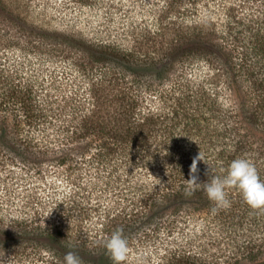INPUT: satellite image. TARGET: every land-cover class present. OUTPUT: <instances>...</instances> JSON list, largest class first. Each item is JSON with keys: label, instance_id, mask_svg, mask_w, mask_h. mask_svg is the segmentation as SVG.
Segmentation results:
<instances>
[{"label": "trees", "instance_id": "trees-1", "mask_svg": "<svg viewBox=\"0 0 264 264\" xmlns=\"http://www.w3.org/2000/svg\"><path fill=\"white\" fill-rule=\"evenodd\" d=\"M261 21L238 35L181 34L157 54L100 40L131 77L97 67L88 96L58 83L52 114L40 112L42 86L33 89L40 68L0 62V163L18 162L42 191L24 197L19 224L0 216V264H63L70 250L84 264H113L102 241L117 228L129 242L125 264H264V211L236 188L226 189L230 207L215 212L203 191L185 194L200 151L215 175L244 157L264 181ZM26 45L40 61V39ZM207 167L199 162L200 182ZM147 243L150 261L144 248L134 254Z\"/></svg>", "mask_w": 264, "mask_h": 264}, {"label": "rangeland", "instance_id": "rangeland-1", "mask_svg": "<svg viewBox=\"0 0 264 264\" xmlns=\"http://www.w3.org/2000/svg\"><path fill=\"white\" fill-rule=\"evenodd\" d=\"M263 1L0 0V62L11 64L19 61V67L38 66L42 74L33 89L39 91L42 86L38 92L43 106L40 112L52 114L59 111V100L55 99L59 98L61 92L57 90L58 83L77 90L81 85L82 89L85 87L88 90L85 94L88 96L89 88L100 81L99 74L94 73L97 67L98 71L106 70L109 74L117 72L124 78L131 77L130 72L121 69V64L108 52H102L98 45L100 40L114 41L130 53L157 54L166 50L167 42L181 34L206 33L218 38L249 33L243 29L248 22L256 30L262 25ZM134 37L140 44L134 42ZM32 38L41 41L40 61L35 53L26 49L27 41ZM52 69L67 72L64 74L74 81L73 84H68L64 75L49 76ZM42 166L48 169L46 165ZM31 178L16 161L7 162L5 166L0 163V216L4 226L15 219L19 224L20 209H26L23 207L25 196L41 194L39 181ZM33 210L35 208H29L31 213ZM143 248L146 261L155 257L151 243L139 246L134 254L138 256L140 253L137 252ZM1 259L2 264H14L10 259Z\"/></svg>", "mask_w": 264, "mask_h": 264}, {"label": "clouds", "instance_id": "clouds-1", "mask_svg": "<svg viewBox=\"0 0 264 264\" xmlns=\"http://www.w3.org/2000/svg\"><path fill=\"white\" fill-rule=\"evenodd\" d=\"M201 161L208 166L205 169V175L209 179L204 182H200L199 179L198 164ZM188 176L189 178L185 179V194L190 196L197 190L203 191L214 204L213 212L218 208L230 207L231 202L226 192V189L229 188L238 189L243 202L251 209L264 211V181L260 179L255 165L247 158L233 159L227 167L226 175L221 177L213 173L209 162L200 151L198 155L192 158ZM102 246L113 264H125L130 247L127 238L123 235L122 228H117L110 235L104 237ZM68 247L71 248L72 246L69 244ZM63 264H84V262L76 252L70 250L63 256Z\"/></svg>", "mask_w": 264, "mask_h": 264}]
</instances>
